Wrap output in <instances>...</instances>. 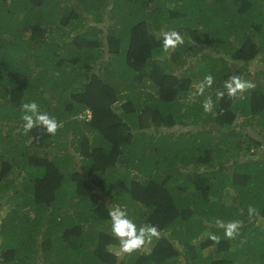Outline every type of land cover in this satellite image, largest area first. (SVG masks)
Returning <instances> with one entry per match:
<instances>
[{"label": "trees", "instance_id": "trees-1", "mask_svg": "<svg viewBox=\"0 0 264 264\" xmlns=\"http://www.w3.org/2000/svg\"><path fill=\"white\" fill-rule=\"evenodd\" d=\"M262 149L264 0H0V264H264ZM114 206L159 239L119 253Z\"/></svg>", "mask_w": 264, "mask_h": 264}, {"label": "clouds", "instance_id": "clouds-1", "mask_svg": "<svg viewBox=\"0 0 264 264\" xmlns=\"http://www.w3.org/2000/svg\"><path fill=\"white\" fill-rule=\"evenodd\" d=\"M183 37L178 31H170L163 33L162 46L165 51L174 49L178 45L183 44ZM214 83V78L209 75L206 76L204 82L197 88V95H203L205 86L211 87ZM250 82L241 80L238 76L230 77L223 84L224 91L217 93L218 98H222L225 94L229 97H236L243 93L246 89L252 88ZM214 102L211 97H208L203 103V109L207 112H212ZM23 113V133L31 131L34 127L42 128L47 134L55 135L60 127L59 122L46 112H41L39 105L35 102L24 103L21 106ZM255 209L249 207V216L253 215ZM108 216L110 218L111 234L118 240L119 253L132 254L144 247L146 242H150L153 238L159 239L160 232L155 225L140 224L134 221L126 208L114 206L109 209ZM218 226L224 229V235L228 238H233L238 234L240 227L238 221H233L225 224L223 221H218ZM215 239V237H212Z\"/></svg>", "mask_w": 264, "mask_h": 264}, {"label": "rangeland", "instance_id": "rangeland-1", "mask_svg": "<svg viewBox=\"0 0 264 264\" xmlns=\"http://www.w3.org/2000/svg\"><path fill=\"white\" fill-rule=\"evenodd\" d=\"M259 154L261 155L262 154V156L264 155V149H262L260 152H259ZM207 252H209V249L207 250Z\"/></svg>", "mask_w": 264, "mask_h": 264}]
</instances>
